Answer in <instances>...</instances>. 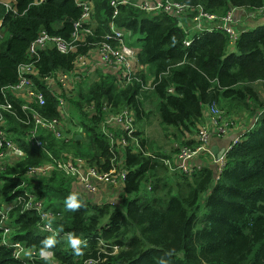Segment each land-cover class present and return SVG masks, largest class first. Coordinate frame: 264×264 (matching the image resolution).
<instances>
[{"label":"trees","instance_id":"1","mask_svg":"<svg viewBox=\"0 0 264 264\" xmlns=\"http://www.w3.org/2000/svg\"><path fill=\"white\" fill-rule=\"evenodd\" d=\"M84 1L93 6L89 26L94 36L87 44L100 42L114 22L130 39L143 42L138 59L144 69L123 89L117 88L113 75L98 71L88 76L76 93H65L76 122L67 125L71 140L59 141L47 132L40 135L55 156L82 159L104 173L114 169L115 154L117 169L127 171L125 187L118 191L119 201L98 205L74 189L76 181L70 175L56 171L47 177L29 176L31 168L47 164L49 158L26 141L32 126L20 121L26 120L25 114L18 110L19 119L7 115L6 129L26 156L1 170L0 206L27 191L61 216L53 221L57 235L43 233L40 216L17 203L9 214L13 239L30 250L52 252L54 258L16 260L13 250L2 246L0 229V264H264V101L256 88L258 83L264 86V25L243 31L234 43L228 35L214 32L196 36L185 47L188 35L174 14L148 13L134 6L138 0H129L131 4L119 6L113 19L114 0ZM173 1L201 6L220 17L235 10L256 14L264 9V0ZM15 7L18 13L12 14L0 5V104L5 102L3 89L17 83L18 67L29 61L31 44L44 32L71 41L83 15L75 0H16ZM89 48L80 45L68 55L47 49L37 64L41 76L73 70ZM150 81L153 87L144 90ZM40 87L47 105L35 109L49 119L58 118V102L46 85ZM14 103L18 108L21 102ZM105 104L111 113L127 108L135 112L137 146L112 145L101 135ZM213 105L229 118L256 117V126L230 150L221 174L212 164L191 176L171 172L163 160H172L180 148L199 145L190 137L200 132L204 110ZM148 106L158 114L162 132L176 144L172 154L147 137L152 116ZM72 194L78 206L69 209ZM70 233L82 241L79 255L67 243ZM49 238L55 240L51 247L44 244Z\"/></svg>","mask_w":264,"mask_h":264},{"label":"built area","instance_id":"2","mask_svg":"<svg viewBox=\"0 0 264 264\" xmlns=\"http://www.w3.org/2000/svg\"><path fill=\"white\" fill-rule=\"evenodd\" d=\"M75 1L77 6L83 9V15L81 20L74 25L72 40L67 41L45 32L42 33L29 47V61L21 64L17 69V83L5 87L2 91L5 102L0 104V172L7 165H11L13 161L22 160L26 156V152L13 141L12 136L6 129V116L12 115L19 119L17 115L19 110L26 116L25 121L21 119L20 121L28 127L32 126L26 141L33 149L45 153L49 158L47 164L31 168L28 172L29 176L47 177L59 171L74 177L76 181L74 189L93 197L94 203L103 205V194L113 195V199L106 201V203H115L119 201L120 194L118 191L125 187L127 178V171L117 169L115 154H113L114 159L111 161L114 169L110 173H104L98 168L88 165L82 159H76L65 154L59 157L55 156L40 135L41 132H47L59 141L69 142L71 140L73 134H68L67 125H76V122L72 118L70 104L65 98V93H76L78 86L88 76L98 71L113 75L116 77L117 88L123 89L133 85L137 81V75L144 69L138 59L141 49L128 46L125 41L127 33L124 29L117 27L114 22L110 26V33L102 37L100 42L87 44L88 37L94 36V29L89 26L92 21L93 6L88 1ZM15 2L16 0H0V5L5 7L7 13L17 14ZM128 4H131L129 0L112 1V7L115 9L113 19L119 15V6ZM134 6L148 13L163 11L179 17V27L188 35L184 42L185 47H190L196 36L200 34L222 32L228 35L234 43L238 40L240 34L246 31L242 28L238 30L240 24L237 21V13H247L242 10H235L226 16L220 17L207 13L201 6L180 5L173 0H138ZM263 13L264 9L259 11L260 15H263ZM1 26L2 22H0V28ZM0 39H3L2 34H0ZM80 45H88L90 48L86 54L77 58L73 70L56 71L49 76H41L37 64L41 59L42 52L55 48L59 53L68 55L75 53ZM152 84L153 81H150L144 87V90L151 89ZM40 85H46L50 94L58 102V118L49 119L35 109V106L43 107L47 105L46 93ZM170 92H173V90ZM14 101L21 102L18 108ZM110 109L109 104H105L102 108L103 120L99 126L101 135L107 137L112 145L137 146L135 112L127 108L121 113L115 114L111 113ZM206 109L209 110L213 118L217 132L221 135L226 134L230 130L231 121L227 120L228 118L224 112L214 105L208 106ZM94 110L92 104L89 107V112L93 113ZM263 114L264 112L261 113V117ZM78 130L81 131L82 129L78 128ZM210 139V132L206 128L201 129L197 139L199 145L196 148H180L172 160H163L165 165L171 172L191 176L202 169L193 165L195 159L202 155H208L214 159V164L219 174H221L226 166L228 153L233 146L241 141L242 137L225 150L219 158L210 148ZM17 203L25 204V210L35 211L40 216V231L57 235L53 221L58 220L61 215L46 210L44 203L38 200L36 195L24 191L12 203L0 206L2 246L13 250L14 258L19 261L53 259L54 254L52 252H36L27 248L25 243L13 239V227L10 226L9 214ZM113 251L117 253L119 248L114 247ZM92 263L93 261H90L86 264Z\"/></svg>","mask_w":264,"mask_h":264},{"label":"crops","instance_id":"3","mask_svg":"<svg viewBox=\"0 0 264 264\" xmlns=\"http://www.w3.org/2000/svg\"><path fill=\"white\" fill-rule=\"evenodd\" d=\"M236 16L237 21L240 24V29L242 28L244 30H248V25H250L253 29L258 26L264 25V15H260L259 13L248 14L239 12ZM256 88L264 101V86L258 83L256 84ZM227 118L231 121L230 130L226 134L221 135L217 132V127L213 122V118L209 113V110L205 108L204 123L199 126V130L206 128L210 132V148L213 152H216L217 155L227 150L235 141L247 135L256 126L257 123V118L252 117L248 114H245L241 117ZM198 136L199 133H197V135H195L194 137H190V139H193L197 142ZM174 146L175 148H177L176 144H174ZM173 156L174 155H172V157ZM211 164L216 167V165L214 164V159L208 155H202L195 159V161L193 162V165L197 168H203L204 166Z\"/></svg>","mask_w":264,"mask_h":264},{"label":"rangeland","instance_id":"4","mask_svg":"<svg viewBox=\"0 0 264 264\" xmlns=\"http://www.w3.org/2000/svg\"><path fill=\"white\" fill-rule=\"evenodd\" d=\"M247 28L248 30L253 29L250 25H248ZM238 30H241V29L238 27ZM125 41L128 46H131L137 49H141L143 46V42L141 40L130 39L129 34H126ZM148 109L152 111V116L147 122V128H146L147 137L155 141L158 144V146L166 150L169 154H172V152L175 149L174 144H172L173 140L171 138L166 137L165 134L162 132L161 127H160V119L158 117V114L155 112L154 108L152 106H148ZM227 120L230 121L229 119ZM145 195L147 197H150V194H148L147 192H145ZM205 198L206 197H204V199ZM110 199H113V195L103 194L102 196L103 203H106V201ZM7 204L8 203H2V205H7Z\"/></svg>","mask_w":264,"mask_h":264},{"label":"clouds","instance_id":"5","mask_svg":"<svg viewBox=\"0 0 264 264\" xmlns=\"http://www.w3.org/2000/svg\"><path fill=\"white\" fill-rule=\"evenodd\" d=\"M77 197L75 194H72L68 197L67 206L69 209L75 208L78 205L75 204ZM55 243V240L52 238L47 239L44 241L45 246L51 247ZM67 243L68 245L75 251L77 255L80 254V245L82 243L81 239L76 237L74 234H68L67 236Z\"/></svg>","mask_w":264,"mask_h":264},{"label":"water","instance_id":"6","mask_svg":"<svg viewBox=\"0 0 264 264\" xmlns=\"http://www.w3.org/2000/svg\"><path fill=\"white\" fill-rule=\"evenodd\" d=\"M78 138H80V139H81V138H82V136H78ZM223 152H224V151H223ZM223 152H222V153H220V154H218V155L216 154V152H214V154H216V155L218 156V158H219V157H220V156L223 154Z\"/></svg>","mask_w":264,"mask_h":264}]
</instances>
